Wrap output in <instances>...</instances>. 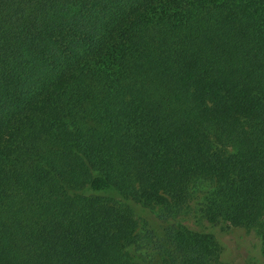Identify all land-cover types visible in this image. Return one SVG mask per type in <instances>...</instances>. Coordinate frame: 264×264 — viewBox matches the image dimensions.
I'll list each match as a JSON object with an SVG mask.
<instances>
[{
    "label": "trees",
    "instance_id": "obj_1",
    "mask_svg": "<svg viewBox=\"0 0 264 264\" xmlns=\"http://www.w3.org/2000/svg\"><path fill=\"white\" fill-rule=\"evenodd\" d=\"M191 203L264 254V0H0V264H211Z\"/></svg>",
    "mask_w": 264,
    "mask_h": 264
},
{
    "label": "rangeland",
    "instance_id": "obj_2",
    "mask_svg": "<svg viewBox=\"0 0 264 264\" xmlns=\"http://www.w3.org/2000/svg\"><path fill=\"white\" fill-rule=\"evenodd\" d=\"M133 206L137 217L150 221L151 226L157 224L156 205L148 207L136 203ZM196 206L197 203H191L190 213L181 216L180 221L192 230L214 234L219 248L211 264H264L260 235L256 228L211 224L199 215Z\"/></svg>",
    "mask_w": 264,
    "mask_h": 264
}]
</instances>
